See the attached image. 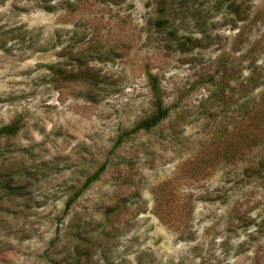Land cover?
Here are the masks:
<instances>
[{"label": "rangeland", "instance_id": "obj_1", "mask_svg": "<svg viewBox=\"0 0 264 264\" xmlns=\"http://www.w3.org/2000/svg\"><path fill=\"white\" fill-rule=\"evenodd\" d=\"M12 123L0 264H264V0H0Z\"/></svg>", "mask_w": 264, "mask_h": 264}, {"label": "trees", "instance_id": "obj_2", "mask_svg": "<svg viewBox=\"0 0 264 264\" xmlns=\"http://www.w3.org/2000/svg\"><path fill=\"white\" fill-rule=\"evenodd\" d=\"M147 77L149 78L151 91L154 99V110L153 112L142 119L135 127L127 130L120 135V139L123 140L124 137H130L131 135L141 132V131H151L158 128L163 122H165L170 115V108L165 104L163 100V92L161 84L159 82L158 76L154 75L151 71L147 72ZM20 130L18 123H12L0 128V138L10 135H15ZM105 165L98 169L93 175L87 178L85 182V187L90 186L93 182L99 179L101 173L105 170ZM81 193V192H80ZM80 194L79 192L70 198L66 203V208H69L71 203L76 200Z\"/></svg>", "mask_w": 264, "mask_h": 264}]
</instances>
